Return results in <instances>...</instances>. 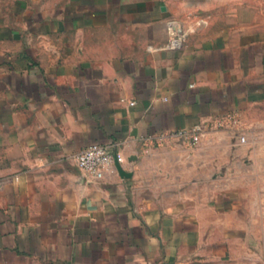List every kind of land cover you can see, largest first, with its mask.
Instances as JSON below:
<instances>
[{
	"label": "crops",
	"instance_id": "obj_1",
	"mask_svg": "<svg viewBox=\"0 0 264 264\" xmlns=\"http://www.w3.org/2000/svg\"><path fill=\"white\" fill-rule=\"evenodd\" d=\"M93 144L125 158L101 180ZM253 241L264 0H0V264H264Z\"/></svg>",
	"mask_w": 264,
	"mask_h": 264
},
{
	"label": "built area",
	"instance_id": "obj_2",
	"mask_svg": "<svg viewBox=\"0 0 264 264\" xmlns=\"http://www.w3.org/2000/svg\"><path fill=\"white\" fill-rule=\"evenodd\" d=\"M131 106L134 103H130ZM175 136L189 145H197L199 135L196 130L179 131ZM241 143L246 142L244 135L239 136ZM78 168L90 178L101 180L107 170L113 168L115 164H122L125 161L121 153L113 151L110 147L100 144H93L77 155Z\"/></svg>",
	"mask_w": 264,
	"mask_h": 264
},
{
	"label": "rangeland",
	"instance_id": "obj_3",
	"mask_svg": "<svg viewBox=\"0 0 264 264\" xmlns=\"http://www.w3.org/2000/svg\"><path fill=\"white\" fill-rule=\"evenodd\" d=\"M256 243L253 241L250 245V252L249 253H264V248L261 250L256 249ZM236 253H239L238 249L236 250Z\"/></svg>",
	"mask_w": 264,
	"mask_h": 264
}]
</instances>
